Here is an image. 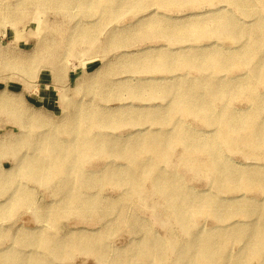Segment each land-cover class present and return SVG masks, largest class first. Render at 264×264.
<instances>
[{
    "label": "rangeland",
    "instance_id": "1",
    "mask_svg": "<svg viewBox=\"0 0 264 264\" xmlns=\"http://www.w3.org/2000/svg\"><path fill=\"white\" fill-rule=\"evenodd\" d=\"M60 1H71L72 4L62 8ZM88 1L94 0H0V176L2 180L16 184L12 189L24 190L30 199L11 209L17 196L12 197L11 202L7 194H0L2 261L9 260L13 249L26 259L39 260L40 264H126L128 259H136L138 253L149 257L148 264H175L181 249L186 255L198 253L203 236L255 222L257 207L264 205V193L219 192L209 175H196L180 164L182 158L188 160L189 157L182 146L176 145L170 150L167 162H160L161 173L166 178L180 180L193 197L211 196L226 204L234 198L237 201L232 204L244 201L242 204L251 211L249 216L223 214L218 219L208 213L197 214L191 218L187 231L170 218L166 201L152 190L149 182L142 187L145 199L135 197L130 185L99 183V177L110 168L128 171L131 164L127 159L110 160L94 152L80 165L86 176V185L73 197V210L69 212L65 203L67 190L63 185L57 186L59 178L56 175L52 183L44 184L18 173L22 158L34 155L32 149L22 146L29 138L33 143V139L42 134H53L54 142L68 145L71 138L63 129L78 111L115 118L118 126L102 128L97 133L116 139L118 144L141 142L150 135L163 132H169L168 135L173 137L172 126L166 122L164 114L174 98L166 94V88L178 82L197 81L199 76L207 77L209 73L202 75L190 68L174 72L163 68L145 71L140 66L143 57L154 59L166 53L171 58L182 55L188 59L193 53L231 51L238 44L214 33L192 40L167 36L141 38L136 29L152 17L176 26L195 20L206 21L215 13L229 16L245 28L256 16L264 18V12L256 13L255 10L261 8L257 3L243 14L224 0L167 9L152 5V0H145L144 8L147 7L144 11L133 14L130 10L116 8L118 14L111 18L105 4L88 7ZM83 30H94V40L73 42V53H70L69 36L74 41ZM243 42H239V47ZM77 50L82 51L78 53ZM259 61L260 57L255 55L248 68L223 71L218 78L244 81L249 70ZM102 81L106 83L103 92L87 93L85 90L88 83L100 84ZM257 90L258 94H264V86H258ZM210 102L216 110L220 109L219 100ZM250 103L237 99L232 103V109L248 113L252 111ZM26 108L37 121L29 120L23 126L19 114L12 111H25ZM138 115L145 117L139 120ZM173 123L182 125L193 137L203 140L216 131L193 117L176 116ZM225 146L219 144L231 165L264 171V158L252 160L247 155L227 152ZM141 154L143 159L151 158L147 152ZM205 160L203 155L196 158L199 163ZM68 189L73 191V186ZM59 190L62 191L56 194ZM244 196L247 199L241 200ZM87 201L91 207H85L82 214L79 213L77 210L86 206ZM43 210L53 213L42 214ZM133 220L141 226L138 231L132 228ZM20 231L30 239V244L27 241L22 250L16 241ZM72 237L79 239L78 246ZM40 238L60 243L71 239V242L66 246L59 244L52 252V249L39 246ZM86 240L93 243L95 254L85 249ZM220 247L223 254L235 257L246 247V238L229 237ZM246 259L247 264H262L259 256ZM221 262L225 264V260Z\"/></svg>",
    "mask_w": 264,
    "mask_h": 264
},
{
    "label": "bare ground",
    "instance_id": "2",
    "mask_svg": "<svg viewBox=\"0 0 264 264\" xmlns=\"http://www.w3.org/2000/svg\"><path fill=\"white\" fill-rule=\"evenodd\" d=\"M152 1V5L167 9L177 8L181 5L193 7L212 0ZM144 2L145 0H94L86 2V5L97 8L101 4H105V7L110 10V17L115 18L118 14L115 11L116 8L127 9L133 14H137L147 7L144 8ZM224 2L233 5L243 14L255 3L261 7L259 10H255L256 13L264 12V0H224ZM71 4V1L59 2L62 8ZM153 18H150L144 26L136 29L139 37L167 36L179 40H192L214 33L227 41L238 44L231 51L211 50L201 55L193 53L188 59L182 55L171 58V55L166 53L159 54L154 59L143 57L140 66L145 71L163 68L165 71L174 72L190 68L202 75L209 73L207 77L199 76L197 81L178 82L166 88V94L174 98L173 103L164 114L167 116L166 122L172 126L173 137L168 135L169 132H163L157 136L150 135L141 142H132L128 145L118 144L116 139H108L107 136L97 133L102 128L118 126V121L115 118L105 116V114L78 111L63 129L71 138L69 144L64 146L60 142H54L53 134L39 135L33 139V143L29 138L28 143L22 147L28 150L32 149L34 155L22 158V167L18 169V173L44 184L52 183L56 179L53 180L56 175L59 178L57 186L63 185L67 190L68 198L65 199V203L66 208L71 212L75 202L73 197L79 193V188L86 185L84 181L86 176L82 173L80 165L88 156L98 152L102 157H109L110 160L127 159L131 164L128 171L110 168L104 172L102 177H99L98 182L101 181L99 183L107 181L116 185H130L131 192L135 197L145 199L142 187L146 182H149L152 190L163 196L166 201L170 218L180 223L181 227L187 231L190 229L191 218L201 213L211 214L216 219L223 214L249 216L251 211L246 204H242L244 201L232 204L231 202L237 201L233 198L230 200L231 202H228L230 204H226L211 196L193 197L182 186L180 180L166 178L161 173L159 166L160 162H167L170 150L176 145H180L189 157L188 160L182 158L180 164L196 175L200 173L209 175L210 178H213L219 192H230V194L264 193V171L260 168L240 169L231 165L226 161L219 147L220 143H224L227 152L247 155L252 160L264 158V94H258L257 90L258 86H264V18L256 16L252 24L245 28L231 17L219 15V13L213 14L206 21L195 20L176 26L162 23L158 17ZM94 35V30H83L74 41L69 36L68 42L71 43L69 52L73 53V42H92ZM240 41L244 42L239 47ZM81 51L77 50L78 53ZM255 55L260 57V61L249 70L246 80L224 81L218 78V74L223 71L248 68ZM128 67L129 65L126 68L128 69ZM99 83H88L85 90L87 93H94L95 90L103 92L106 83L104 81ZM237 99L251 101L252 111L238 113L232 109V103ZM210 100H214L215 103L219 100L220 109L216 110ZM5 103L8 104L7 101ZM12 112L19 114L23 126L29 120H36L27 108L25 111ZM176 116L193 117L206 127L215 129V134L205 140L195 138L182 125L171 124ZM138 117L141 120L145 116L138 115ZM141 152H147L151 158L143 159ZM198 155L206 157L204 163L196 161ZM110 167H113V164ZM2 176L8 177L5 174ZM15 186L16 184L11 183L10 180H2L0 176V188H6L0 190V194H7L11 202L13 201L12 197L17 196V201H13L11 209L30 201L29 195L24 190L12 189ZM68 186H73V191H70ZM60 191L62 190L57 191L56 194ZM245 199H247L246 196L241 200ZM85 204L86 206L83 205L77 210L80 211L79 213L87 207H91V203L88 201ZM41 213L51 215L53 212L43 210ZM256 213L258 219L249 225H237L231 228L233 230H221L216 234L203 236L200 239L202 247L194 255H186L181 249L175 264H224L221 262L222 260H225V264H247L246 258L256 256H259L261 263L264 264V254L261 255L264 249V205L258 206ZM140 227L136 220L132 221L134 231H138ZM20 232L16 241L22 250L27 241L30 244V239L25 238V234ZM229 237L246 238V247L235 257L227 253L223 254L221 251L220 246ZM71 239L75 243L79 240L76 237ZM71 239L60 243L57 240L40 238L39 246L42 249H52L53 252L59 244L62 246L70 244ZM76 246H78V242ZM76 246L74 248H77ZM84 247L90 253L97 252L92 248L93 243L88 240L84 242ZM11 253L9 260L2 261L4 251L0 252V264H40L39 260L26 259L22 253L16 254L13 249H11ZM98 254L100 253L98 252ZM159 258L162 259L163 255L160 254ZM148 259L147 255L138 253L136 259H128L126 264H148L146 263Z\"/></svg>",
    "mask_w": 264,
    "mask_h": 264
}]
</instances>
